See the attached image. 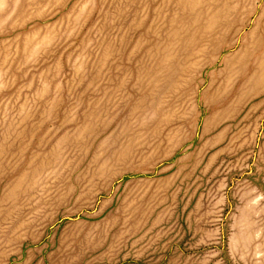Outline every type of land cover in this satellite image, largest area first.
<instances>
[{"label": "rangeland", "instance_id": "obj_1", "mask_svg": "<svg viewBox=\"0 0 264 264\" xmlns=\"http://www.w3.org/2000/svg\"><path fill=\"white\" fill-rule=\"evenodd\" d=\"M0 264H264V0H0Z\"/></svg>", "mask_w": 264, "mask_h": 264}]
</instances>
